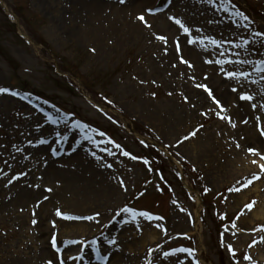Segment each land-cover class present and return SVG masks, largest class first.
<instances>
[{
    "label": "rangeland",
    "instance_id": "374dc122",
    "mask_svg": "<svg viewBox=\"0 0 264 264\" xmlns=\"http://www.w3.org/2000/svg\"><path fill=\"white\" fill-rule=\"evenodd\" d=\"M0 89V264H264V0H0Z\"/></svg>",
    "mask_w": 264,
    "mask_h": 264
},
{
    "label": "bare ground",
    "instance_id": "6f19581e",
    "mask_svg": "<svg viewBox=\"0 0 264 264\" xmlns=\"http://www.w3.org/2000/svg\"><path fill=\"white\" fill-rule=\"evenodd\" d=\"M85 4H86V6H85V8L88 6V5H93V4H95L94 2H92V4H90L89 3V1L86 3L85 2ZM84 4V5H85ZM84 8V9H85ZM83 9V10H84ZM92 10V11H91ZM85 13H86V15H88L89 16V20L91 19V18H95L97 15L95 14L96 12H95V7H90L88 10H85L84 11ZM98 13V12H97ZM75 14V16H77V17H80L79 16V14L78 13H74ZM91 14H93L92 16H91ZM99 14V17H100V13H98ZM85 18L86 19H88L87 18V16H85ZM118 25V24H117ZM110 26H112L113 27V24L112 23H110ZM88 29H90L91 30V28H89V27H87ZM131 28H133V27H131ZM111 29V28H110ZM89 31V30H88ZM96 32V31H95ZM95 32H93V31H90V35H93V36H97L98 35V33H96L95 34ZM92 36V37H93ZM95 42H97V43H99V41H97L96 39H93ZM242 127H243V125H239L238 126V128L239 129H242ZM228 141H236L237 143H240L241 141H240V139H239V137L238 136H236V135H232V136H230V138L229 139H227ZM214 146L215 145H210V146H208L207 148H205V150H201V155H203L202 156V158H205L204 156H209V157H212L213 155H214V152H213V150H214ZM221 146L223 147H227L226 145H224V144H222L221 143ZM55 172H57V171H55ZM226 172V174L227 175H230V174H232V173H234L235 172V170L233 169V167H229L228 169H227V171H225ZM59 176V178L61 179V181L64 183V177L63 176H60V174L58 175ZM263 178H264V175H263ZM66 181H71V180H73V182H70L69 183V186L70 187H72V186H76V187H79V186H81L82 185V183L83 182H79V181H75L74 179H70L69 177H67V179H65ZM264 180V179H263ZM85 194V191L84 192H82V194H80V196L81 195H84ZM95 194H97V192H95V191H93L92 190V194L91 195H95ZM86 195V194H85ZM83 197V196H82ZM84 197H88V195H86V196H84ZM252 216H254L255 217V219H260V220H263L264 221V209H260L259 210V212H257V214H253ZM80 227H82L83 225H79ZM258 256L255 258V261L258 259H262L263 258V254H262V252H259V254H257Z\"/></svg>",
    "mask_w": 264,
    "mask_h": 264
},
{
    "label": "snow or ice",
    "instance_id": "6c2138e0",
    "mask_svg": "<svg viewBox=\"0 0 264 264\" xmlns=\"http://www.w3.org/2000/svg\"><path fill=\"white\" fill-rule=\"evenodd\" d=\"M120 2L121 3H123L124 2V0H120ZM209 2H212V0H209ZM229 2H231V0H229ZM139 19L140 20H143L144 18L141 16V17H139ZM170 19H173L174 20V22L180 27V28H182L183 29V31L187 34L188 32H189V29L184 25V23L181 21V20H179V19H175L174 17H170ZM245 19H247V17H245ZM256 35L257 36H259V35H261V33H256ZM160 39H164V37H160ZM213 43H215V41H213ZM209 62H211V61H209ZM189 66H191V65H189ZM237 73H230V76H229V78H235V77H237ZM239 76H241V77H243V78H247V76H245L243 73H241V74H239ZM199 86V85H198ZM7 90L6 89H0V93H3V92H6ZM234 91H235V89H234ZM13 95H15V93H13ZM240 99L241 100H245V101H251L253 98L252 97H250V96H247V95H242L241 97H240ZM40 143H44V141H40ZM250 151H252V150H250ZM125 155H128V153H124ZM133 159H135V157H133ZM261 159H264V156H262L261 157ZM145 163H147V162H145ZM254 163H255V161H254ZM261 170L262 171H264V165H261ZM257 179L259 178V177H256ZM252 183V180L251 179H249L247 182H246V184L244 185L245 187H247V185L248 184H251ZM232 190H235V191H239V189H230V191H232ZM49 191H50V189H49ZM247 208H249V209H251V207H252V205L251 204H249V205H247L246 206ZM123 211H125V212H128L129 210L128 209H124ZM57 215L59 216V215H61L59 212H57ZM133 215H135V213H133ZM140 215H146L145 213H141ZM64 219H67V220H72V219H75V217H71V216H65V217H63ZM34 223H35V221H34ZM261 231H264V228H262V229H260ZM53 247H55L56 246V242H55V238H53ZM78 243H83V241H78ZM113 243H115V242H113ZM85 247H87V245H85ZM229 251H232V247H231V245H229ZM167 255V254H166ZM233 255H235V253H233ZM82 258V257H81ZM245 259H249V257H245ZM49 264H51V262H49ZM61 264H64V262L63 261H61Z\"/></svg>",
    "mask_w": 264,
    "mask_h": 264
}]
</instances>
